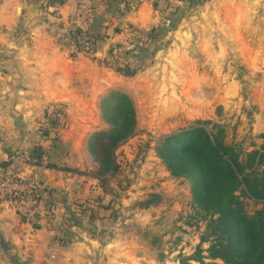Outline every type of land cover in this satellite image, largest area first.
<instances>
[{"label": "rangeland", "instance_id": "374dc122", "mask_svg": "<svg viewBox=\"0 0 264 264\" xmlns=\"http://www.w3.org/2000/svg\"><path fill=\"white\" fill-rule=\"evenodd\" d=\"M92 1L77 5L90 21L101 16L87 11ZM122 3L128 2L115 5L117 14L128 13ZM156 10L159 20L147 25L130 21L118 29L106 19L103 32L113 34L111 41L110 34H90L89 24L68 30L73 55L82 56L79 101L52 113L53 126L64 130L60 142H75L77 151L58 156L76 166L68 168L72 174L96 181L98 197H109L105 209L115 203L113 260L224 264L208 258L210 242L202 240L207 220L196 208L191 179L171 175L158 147L165 137L192 127L216 132L221 125L243 151L264 153V10H222L217 0H161ZM125 101L134 111L136 132L116 149L117 169L105 173L94 145L119 125ZM243 199L249 215L262 208Z\"/></svg>", "mask_w": 264, "mask_h": 264}, {"label": "crops", "instance_id": "0c3cea01", "mask_svg": "<svg viewBox=\"0 0 264 264\" xmlns=\"http://www.w3.org/2000/svg\"><path fill=\"white\" fill-rule=\"evenodd\" d=\"M123 1L134 0L89 2V13L101 12L90 21L77 6L80 0H0V165L38 148L47 165L34 173L49 190L56 211L54 219L27 222L0 199V264H128L109 256L117 246L112 238L118 229L111 216L115 203L105 209L109 197H98L96 181L72 174L76 166L71 160L62 163L58 154H74L77 147L73 142L65 149V141L60 142L64 130L53 126L57 117L52 113L79 101L82 56L75 58L67 43L70 29L89 24L90 34L104 39L110 34H103L108 18L118 29L130 24L125 22L147 25L159 20L156 7L161 0L138 2L137 11L117 14L115 5ZM217 6L264 10V0H217Z\"/></svg>", "mask_w": 264, "mask_h": 264}, {"label": "trees", "instance_id": "16d2710c", "mask_svg": "<svg viewBox=\"0 0 264 264\" xmlns=\"http://www.w3.org/2000/svg\"><path fill=\"white\" fill-rule=\"evenodd\" d=\"M125 103L119 125L100 134L94 145L105 173L117 169L116 149L136 132L134 111ZM158 153L171 175L192 181L196 208L207 220L202 240L210 242L208 258L224 264H264V153L243 151L221 125L216 132L202 125L165 137ZM33 154L43 156L38 148ZM243 196L262 208L249 215Z\"/></svg>", "mask_w": 264, "mask_h": 264}, {"label": "built area", "instance_id": "2783aa9c", "mask_svg": "<svg viewBox=\"0 0 264 264\" xmlns=\"http://www.w3.org/2000/svg\"><path fill=\"white\" fill-rule=\"evenodd\" d=\"M121 9H135V6L122 3ZM108 25L105 23V27ZM40 165L46 164L36 155L27 153L16 155L7 166L0 165V199L14 207L27 222L56 216L46 188L34 173ZM26 169L28 173H25Z\"/></svg>", "mask_w": 264, "mask_h": 264}]
</instances>
